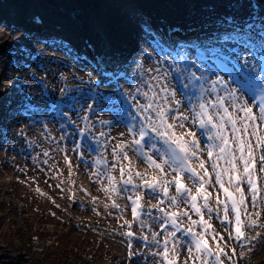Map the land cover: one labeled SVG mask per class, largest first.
<instances>
[{
  "label": "rangeland",
  "instance_id": "obj_1",
  "mask_svg": "<svg viewBox=\"0 0 264 264\" xmlns=\"http://www.w3.org/2000/svg\"><path fill=\"white\" fill-rule=\"evenodd\" d=\"M128 1L129 0H0V28L2 25H5L11 30L18 31L19 34H24L31 39H35L32 37L31 31L26 32V29H22L21 22L24 18L31 19L35 14H40L43 10L42 8H44L62 16V18L68 22L72 21L77 23L86 31L89 29L88 26L92 23L94 24L93 21H96L98 28L94 29L92 33H86L88 35L87 38L89 40H91V38L94 39L97 46L99 43L104 42L107 46L111 47L114 41H121L127 37H132L131 33L136 30V24H140L142 27L151 30L149 22L138 17L137 13L132 10L133 6L129 3L130 1ZM152 1L156 4L155 7H160L162 13L167 16L173 15L176 12L181 15L182 18L186 19L187 17L188 20L193 21L198 26H202V24L209 19L211 20L215 15L214 13L203 12L205 9L209 10L208 8L210 7L214 9L216 13H224L225 9L231 6L230 4L242 3L244 7L246 6L247 11H252L253 14L256 12V10H254L255 8H253L254 2L256 3L254 0H247L246 3H243V0H220L223 2L224 6L221 5V3L219 4L216 0H206V3L201 6L197 5V0ZM262 3L263 0L260 3L257 2V4L260 5L261 13L264 12ZM7 12L11 13L5 15ZM131 19H133V23L129 26V20ZM57 23L59 22L56 21L53 24ZM129 28L131 29L129 30ZM108 33L110 35H108ZM81 39L83 38L81 37ZM0 43L5 44L4 48L0 49V54L12 48L13 45H16L13 36L10 38L4 37ZM135 43H138L136 39H134V44ZM32 55L37 60V64L31 66L29 62H25V65L21 66V68L26 69L27 73L29 72L28 74L32 76L31 82L37 85L35 80L36 77H43L45 80L43 74L44 66H47V63L43 60L39 61V59L36 58V51L32 52ZM147 58L154 67L157 69L160 68L154 52L149 51ZM84 62L88 63V61ZM127 64L129 65L128 62ZM91 68L93 70L94 66L91 65ZM70 70L71 71L68 73H64V75L74 77V69L70 68ZM124 70L125 69L122 68L120 72L124 73ZM97 74H100V71L95 69L94 77L92 78L93 82L97 79ZM136 74L139 77L143 76V72L139 69ZM19 76L22 75L14 73L11 78L4 79V81L7 84L12 78L16 79ZM167 76L168 80L171 81L169 69H167ZM125 77L128 81L134 83L133 73L129 71L125 74ZM57 83L58 85L56 84L57 86H55V90H52V93H57L60 87L59 82ZM75 83L81 86L86 85L82 80H77ZM116 84L124 88H129V86L124 85L122 79H117ZM21 85L24 87V92L29 94V98L21 100L19 102V104H21L19 108L22 109L24 107L23 104L29 100L40 104L36 97L38 90L28 88L25 78ZM172 87L173 91L175 90L177 93L174 86ZM204 88H206V85ZM101 89L104 90L105 87L102 86ZM110 89L114 90V88ZM48 92L50 91L46 90V93ZM42 95L44 94L40 93V96ZM175 98L178 100L177 97ZM83 103H85V100ZM174 109H176V107ZM179 111L184 112L182 109H179ZM189 115L188 122H191L190 112ZM94 119L95 122H97L98 119L101 121H112V117L108 118L105 116H95ZM190 125L192 127V122ZM31 126L35 131L41 134H43V128H45V126L52 127L47 131L49 138L46 136L42 137L45 146L40 147L37 152L30 151L25 157H22L23 155L21 154H15V152H10V155H5V152H3V156L0 157V264H122L121 261L126 259H135L137 263H144L147 256L153 254L154 250H145L141 247H136L132 252H127L126 249L128 248L126 242L123 240L124 230L126 228L124 222L119 223L120 225L118 227H113L110 224H104L100 221L98 223H92L85 220L87 212L77 210L78 205H74L72 203L73 200L68 196V188L58 192L56 189L49 186L45 178L43 180H37L33 175V177H31L29 171L32 167H29V164H21L11 157V155H17L15 157H20L22 162L23 160L26 162L25 158H27V156H33L35 158L40 153L42 156L41 161L33 167H36L35 173H38L41 178L54 177L57 174V171H54V169H51L50 172L47 171V166L50 162V157L47 155L49 149L56 150L59 164L63 165L62 158L65 152L63 150L64 148H62L63 145L56 142V139H58L56 124L50 119H44L42 123L32 124ZM104 136V143H106L107 151L110 150L113 152L120 143L116 141L114 143L107 142V129H104ZM24 140L39 145L38 142L27 135L24 136L23 141ZM122 152L123 154L126 153L127 156L131 155V151L125 147ZM112 156L114 157V154ZM88 160L90 164H84L85 168L89 170L91 177L98 182L101 181V178L94 175L93 171H91L92 159ZM106 161L109 165H112L116 172L119 163L110 164L109 157H106ZM113 165H115V167ZM69 173H71V171H69ZM38 187L44 191V194L38 192ZM81 187L82 190H85L84 184H82ZM82 197L83 194L81 193V197H79L78 200L79 202L82 200ZM99 198H102L101 203L110 205V200L104 194L100 195ZM120 206L121 205H119V207ZM261 207H264V202ZM118 212L123 213L124 211L121 210ZM238 255L239 261L234 259L230 264H259V262H261L260 264H264V239L256 254L252 256L250 260H246L244 255L241 256V253ZM182 262L184 264L186 263L185 260ZM191 262L187 261L188 264Z\"/></svg>",
  "mask_w": 264,
  "mask_h": 264
},
{
  "label": "bare ground",
  "instance_id": "obj_2",
  "mask_svg": "<svg viewBox=\"0 0 264 264\" xmlns=\"http://www.w3.org/2000/svg\"><path fill=\"white\" fill-rule=\"evenodd\" d=\"M147 9L149 10V15L151 14L152 18L153 16H160L163 24L165 26H170L177 24L180 27H182L183 30L187 31L188 29H196L197 25L194 24L193 21L188 20L187 17L182 18L181 15L177 14L176 12L173 15H166L162 13V10L160 7H155L156 4L152 0H142ZM219 4L224 6L223 2L220 0H216ZM204 3V0H197V5H202ZM262 7L264 8V2L262 4ZM41 11V14L45 20L46 23H52V22H60V24H63L64 30L67 31V33L72 34V37L74 41L82 48V52L84 54H88L89 51H86L82 43L78 40L80 36L84 34V36H88L86 33H92L94 29L98 28L97 22L93 21L94 24H90L88 27L89 29L86 31L83 28H81L77 23L72 22V21H66L62 16L57 15L56 13L48 11L44 8ZM203 10V9H201ZM246 7L243 6H231V8H227V12H230L232 15L235 16V22L238 23V25L242 28V30L247 31L248 29H251V26H248L249 23L257 24L256 20L250 17V11H246ZM225 11V12H226ZM203 12H207L203 10ZM11 12H7L5 15L10 14ZM208 13V12H207ZM218 15V14H217ZM243 15V17H242ZM245 15V16H244ZM133 23V19L129 20V26ZM251 25V24H250ZM223 26L227 27V30L232 33L234 32V29L231 27H228L227 22H222L217 26H209L210 30L214 29L213 27H218L222 29ZM140 24L135 25V31H133L132 37H127L126 39H122L121 41H114L112 46H107L104 42L99 43L97 48L100 49L99 51L101 52H106L108 54L115 53V57L113 59V63H117L118 65H121V69L124 68V74L120 75V78L123 80L124 85L129 86V92L133 99L134 97H138V89L135 88V83L136 85L139 86L140 90L147 89V84L145 80L151 81L152 77H162V80L160 81L163 85H165L170 91H173V82L168 80V76L165 75L167 74V69L169 68V65L167 63L168 58L166 55H164L160 50L156 49L155 42L150 38L149 32L144 29ZM208 28V27H207ZM131 28H129L130 30ZM70 31V32H69ZM225 31V30H223ZM30 32V31H29ZM225 33V32H223ZM229 33V34H230ZM108 35H110L108 33ZM13 36L14 41L18 44H24L25 46H29L31 50L37 51V58L39 61L43 60L47 63V66L44 68V74L45 78L47 79V82L49 83V88L51 90H55L57 82L62 86H64L63 91H59L58 93L64 94L66 89L72 88L74 93L78 92L77 95H75V101L73 102V105L76 109L81 108L80 102L84 100L85 95L84 91L80 90L79 86L74 85V78H67L64 76V73H67L70 71V66L68 65V59L66 57V54L61 51L60 47L56 44H53L52 42L49 41V39H46V43L43 44L44 41H39L37 39H31L30 37H27L24 34H19L18 31L16 30H11L5 25H2L0 28V42L4 37H11ZM35 38L34 36H32ZM134 39L137 40V44H134ZM104 40V39H103ZM257 42H259L260 38L256 36ZM1 44V43H0ZM236 42L232 41L230 43L228 42H223L221 43L223 48H231L230 45H235ZM19 45V46H20ZM238 51L240 54L245 55L248 60H251V54H252V48L245 46L242 44V47H238ZM152 51L155 53V56L158 60V64L160 66L159 69L154 67L148 60V52ZM233 51V49H232ZM21 53V56L23 57L24 60L20 61V59H16L17 57H14L16 54H13L10 50H5L0 54V157H2V153L5 152V155H10V152H15V154H21L24 157L25 155V149L27 148H33L35 150H38L40 147H44V141L42 139V135L46 136L48 138V135L45 133L41 134L37 131L34 130V128L31 127V124L26 121V116L28 112H30L29 107L31 104L35 103L33 101H28L23 104L24 112L20 113V108L19 102L21 100H25V98H29V94L24 92V87H22L21 83L23 82V79L25 78L28 88L30 89H35V90H40L41 92H45L46 88H42L40 85L33 84L31 82L32 76L28 74L26 69H22L19 65H24L25 62H29L31 66H35L37 64V60L33 58L31 55V52H25L24 50H20V47L17 50V55ZM116 61V62H115ZM129 63V65L127 64ZM77 69L79 71H85L86 73H89L86 71V67L83 64H79L77 66ZM141 70L144 74V77H139L136 72L137 70ZM133 73V78L135 83H131L128 81L125 77V74L127 72ZM14 72H18L22 76L17 77L16 79H13V81L8 82L7 84L5 83L4 79L6 80L7 78H11L14 74ZM115 76V70H112L110 73V76L112 79ZM39 77H36L35 80H37ZM42 78V77H40ZM43 79V78H42ZM133 82V81H132ZM152 83H156L155 81H151ZM85 88V86H83ZM179 90V89H178ZM155 91L159 92V89H155ZM180 91V90H179ZM118 92V90H117ZM57 93V94H58ZM162 95V94H161ZM37 99L39 102L48 104L49 98L48 97H43L40 96V93H37ZM178 97H181V103L179 106V109H182L186 115L189 116V112L187 110V103L181 93L178 94ZM79 98H81L79 100ZM78 99V100H77ZM170 105L172 104V98L171 96L168 97ZM135 101V100H134ZM230 102V100H229ZM247 102L249 103V100L247 98ZM119 108L120 106L118 104H114ZM37 107V106H36ZM45 112L48 114V116L55 120L52 113L47 111L48 106L43 107ZM42 109V108H41ZM36 111V110H35ZM35 111L31 114H35ZM169 110V119L171 120V114ZM240 114V113H239ZM81 113L78 115L79 117L77 118L74 113L71 111L70 112V120L69 122H77L80 123ZM96 115H103L105 117H112V121H106L100 123L99 130L97 132V135H101L103 132V129H107L108 136H107V142L114 143L115 141L122 144H125V148H127L129 151H131V155L128 156V160L123 159V153L121 151L117 152L116 155L119 157V159L114 158L112 155L114 154V151L110 153L109 151V158H110V163L113 164L116 161L120 162L118 168L123 167V166H128L131 171L129 172L127 170V174L131 175L132 172H137L141 173L144 175L142 172L141 168L143 167L144 170L151 171L153 168L149 167V165L143 160V158L137 153L135 150L134 146L131 148L130 142L132 139V134L129 132L121 119L120 116H118L116 113L112 112V109H105L101 110L100 108L97 109V111L92 114V118ZM190 117V116H189ZM65 122V120L61 121ZM177 124L178 130L184 131V129H181L179 125V121L175 122ZM185 127L190 128V123L188 121H185ZM93 129V128H92ZM93 131V130H92ZM27 135L28 137L34 139L36 142L39 143V146L34 144L30 145L28 143H25L23 141L24 136ZM253 146H255V139L250 138ZM59 141V140H57ZM59 142H62L65 146V151L66 153L63 155V160L64 157L69 155L70 147L68 143H64L61 139ZM119 145V144H118ZM106 146V144H105ZM108 153V152H107ZM47 155L50 157V162L47 166V171L50 172L51 169H54V171H58V175L56 177H43L36 172V167L35 166L38 162L41 161L42 156L40 155L38 158L37 162H33L30 158H25L26 162L20 159V157H15L12 156L17 162L21 164H29V167H32V169L29 171V174L31 177L34 176L35 179L37 180H43L45 178V181L49 184L50 187L56 189L58 192L63 191L65 188H67L68 185V194L71 189H74L76 191V195L74 196V200L72 201L74 205H76L77 200H79V197H81V193L83 194V197L81 198V202L77 207V210H83L86 211L85 220L90 221L92 223H98L99 221L104 223V224H110L113 227H118L121 222H126L127 220V227L128 224L131 222L129 221V215L126 212H117L114 210L116 208L117 204H120L118 200L113 199L114 196H123V193L125 192L124 189L121 187V175L116 172H113V168L106 166L104 169L100 170L95 167V161L96 158L93 156V170L94 174L100 177H103L104 180H106L105 186H101V182H98L95 180L93 177H91L89 170H87L85 167H83V163L76 162L74 159L72 160L71 166L72 168L75 169V173L73 172L72 175H69L66 173V171L70 167H66L64 164L61 166L59 164L58 160V153L56 150H48ZM257 155V151L256 154ZM157 159L160 158L155 155ZM105 158V157H104ZM200 158L202 159V156L200 154ZM196 161V159L194 158ZM198 161H196V164ZM44 165V163H43ZM45 166V165H44ZM46 167V166H45ZM127 169V168H126ZM53 171V172H54ZM166 176V179H169L170 177L175 175V172H173L167 165H165L164 169ZM52 172V173H53ZM112 173L115 174L116 180L119 183V187L115 191H110V182L108 180V175ZM160 173V171H159ZM33 175V176H32ZM126 175V174H125ZM123 175V177L125 176ZM157 175V174H156ZM161 175V173H160ZM141 177V176H140ZM140 177H132L133 180L138 181V184H140V180H138ZM152 178V177H151ZM75 182L74 185H72ZM140 182V183H139ZM85 185V190H82L81 185ZM144 187H142L143 189ZM105 189H108L107 191ZM210 190V189H209ZM212 190V188H211ZM161 193L159 191V198H157V201L154 202L153 196L150 194H146L143 197V200L145 201L146 207L143 208L142 210L145 212V219L141 222L144 226H148V228L141 227L138 225V221L135 220L137 223L138 227V232L140 234H143L145 232H154L158 231L159 227L161 226L162 222H160L158 219L160 217H163V215L167 211L170 210H164L163 207L167 206L170 204V201H165L161 197ZM172 193L174 191L172 190ZM105 194L106 197L112 198L113 203L110 205H106L101 203L102 198H99L100 195ZM177 196V194H175ZM125 198V197H124ZM210 203L215 204L214 198L212 197L210 200ZM177 208L179 210V213L187 210V206L185 205L184 200L182 197L177 196ZM153 205H157V207H152ZM163 209L164 211H161ZM175 211V210H174ZM190 215L192 213L188 211ZM151 216V217H150ZM184 216V215H183ZM193 216V215H192ZM207 219L214 225L215 231H219L217 228L221 227V225L218 223L216 220L215 216L212 214L207 213L206 214ZM154 218V220L152 219ZM210 217V219H209ZM184 220L187 221L186 216H184ZM125 229V231H126ZM124 231V232H125ZM160 230L157 232V234H160ZM258 233L261 235V231H258ZM257 233V234H258ZM257 234L251 235V237H256ZM223 246L228 249H234L236 247H239L235 245L231 239H229L228 236L224 237ZM149 240V239H148ZM140 242V241H138ZM160 240H157L156 237L150 238V243L147 244V246H150L154 249H156L159 245ZM220 246V245H219ZM161 253V249H160ZM231 257L233 258L234 256L232 255V251L228 252ZM179 256L181 259H184L183 256L189 257V253L186 252L185 250H180ZM225 258L226 256L223 255ZM237 257V256H236ZM148 264H159V259L156 254H153L149 257L146 258ZM122 264H140L137 263L136 260L133 259H126L121 261Z\"/></svg>",
  "mask_w": 264,
  "mask_h": 264
},
{
  "label": "snow or ice",
  "instance_id": "obj_3",
  "mask_svg": "<svg viewBox=\"0 0 264 264\" xmlns=\"http://www.w3.org/2000/svg\"><path fill=\"white\" fill-rule=\"evenodd\" d=\"M224 39H231L235 41L237 45L244 44L247 46L248 36L246 33L238 30L225 36ZM213 51L216 50L213 49ZM233 51L238 52V48H234ZM261 71L264 72V57H261ZM188 79L194 81L198 78L194 75H190ZM161 80L162 77L156 76L151 78V81H155L156 83H152L151 81L146 82L148 83L151 95H149L148 92H144L143 95L148 100V103L137 105V108L143 117V123L138 130L139 138L134 139L132 145L137 153L146 161L149 167L159 170L161 173L159 176L153 175L150 180H142V187L154 191L159 190L165 197H168L172 205H176L177 196H168L169 185L174 184L178 196H183L185 198V203L190 205L191 211L197 216H200L199 220H192L187 210L181 213H165L167 220L172 223L173 228H176L177 231L184 229L182 224L178 225V215L188 216L190 226L184 229V231L186 235L191 236V245L194 246L195 251L198 254L193 256V248L189 247V258L200 260L201 256L199 254H203V264H209L208 257H214V264H223L221 255L223 254L227 256L224 248L220 247L219 244L214 248L209 247L206 240V236L208 235H212L215 240L216 236L219 234L214 233L211 223L203 218L202 209H208L209 213L218 211L209 206L208 199L210 193L205 186L211 183L210 177L214 174L215 184L220 186V189L226 197L225 200H221L219 196L216 198L217 204L224 206L225 215L223 219H228V202L231 204V211L235 214L234 232L230 233V238L234 235V238L237 241L248 240L249 238L242 231L241 213L239 209L245 206V198L239 184L242 180L246 179L247 184L250 186V191L252 192V200L255 203L257 200V187L256 178L253 175L254 160L256 151L264 149V133L260 131L259 125L257 124L258 120L264 122V87H259L258 89L260 82L257 81L251 73H246L243 80H235V82L241 85L242 89L253 95L256 94L257 89L259 90L258 115H254L252 107L248 106L246 102L242 101L241 97H238L235 94V89L228 92L226 97H221L216 94V99L214 101H205L204 96L207 90L201 85L198 96L193 92V96L199 101L198 105L193 104L192 99L186 94V99L191 105V122L204 130V134L207 135L209 141L206 145V161L200 158V154L205 151V149L200 147L196 132L191 128L185 127L184 122L189 120V116L184 112L179 111L181 101L175 98L176 93L170 91L165 85H163L160 82ZM219 82L223 84V81ZM190 87L195 89L196 86L195 84H190ZM157 88L159 89V92L155 91ZM211 91L212 93H216V88L213 86ZM169 96L172 97V104L176 107L175 113L171 116L172 122H169V110L171 107L168 100ZM225 98L232 101V110L225 107ZM238 100H241V102L237 103L236 101ZM239 113H242V115ZM133 119H135V117H133ZM176 121H179L178 126L181 129H184V131L179 133L176 132ZM149 129L151 133L154 134V139L163 141L164 145L167 146L165 151L159 153V162H157L156 159H153L152 155H149L148 152L143 151V148L141 147L144 138L149 134ZM130 132L134 133V130L130 128ZM250 138L255 139V146H253ZM124 147L125 144L122 143L117 145V148L113 150L116 159H119L116 153L122 151ZM155 147L156 145L154 143L151 144L150 150ZM193 158L198 161L196 167H193L191 164ZM123 159H129L126 153H124ZM259 160L261 164L260 170L264 171V155H261ZM221 161L223 162V166L220 163ZM208 162H210L211 173L206 167V163ZM165 165L169 167L176 165L175 168H172V171L175 172L172 180L165 178ZM113 166L115 167V165ZM241 166L243 167V172L239 171ZM126 168L129 172L131 171L128 166L121 167V180L125 185H129L133 182L132 176L129 175L127 179L123 178ZM185 172L189 174L190 178L197 185L194 193L191 188L182 182V173ZM135 175L138 177L142 176L139 172H136ZM225 177H227V184L230 187H234L235 192L230 191L229 187H225ZM113 179L114 178L111 175L108 176L110 189L115 191L116 185L112 183ZM105 190L107 191L108 189ZM130 199L132 201L133 214L136 215L139 207L138 201L141 197H130ZM198 200L202 201V203H198ZM152 207H157V205H153ZM161 211L164 210L161 209ZM256 216H259V213H256ZM256 224L257 220L249 218V227L256 226ZM195 225H199L202 230L197 232L195 227H193ZM161 227L163 228L164 225L161 224ZM260 227H264V224H261ZM128 235H131V233H128ZM155 235L156 234L154 233L153 236L155 237ZM175 235V232L168 233V236L165 238L164 251L159 253L164 258L165 264H177V257L179 254L176 252V245L173 246L171 256L169 255V249L167 247V241L170 238H174ZM259 235L260 234L258 233L257 236ZM256 238L257 237H252L251 239L254 240ZM179 243L180 241H176V244ZM241 256H243V253H241ZM228 258L231 259V257Z\"/></svg>",
  "mask_w": 264,
  "mask_h": 264
},
{
  "label": "water",
  "instance_id": "obj_4",
  "mask_svg": "<svg viewBox=\"0 0 264 264\" xmlns=\"http://www.w3.org/2000/svg\"><path fill=\"white\" fill-rule=\"evenodd\" d=\"M4 47V44L1 45V48Z\"/></svg>",
  "mask_w": 264,
  "mask_h": 264
}]
</instances>
